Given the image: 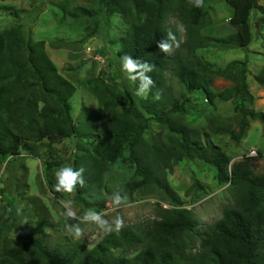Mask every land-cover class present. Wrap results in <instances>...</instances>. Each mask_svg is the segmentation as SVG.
<instances>
[{"label":"trees","instance_id":"1","mask_svg":"<svg viewBox=\"0 0 264 264\" xmlns=\"http://www.w3.org/2000/svg\"><path fill=\"white\" fill-rule=\"evenodd\" d=\"M225 1L233 11L225 31L229 34L203 38L200 29L206 23L205 0L200 8L188 0H95V9L83 15L94 22L104 13L125 19L128 26L119 38L116 56L121 60L127 54L154 65V70L145 75L155 83L146 98L136 103L109 84L103 72L89 77L81 86L98 100L99 110L92 113L90 122L80 125H75L71 117L75 87L59 74L45 42L27 39L19 25L0 32V163L18 161L30 143L47 141L55 145L76 139L74 170L84 169L76 183V197L82 202L89 189L101 191L106 187L105 173L110 167L119 168L126 177V191L134 194L163 187L161 171H171L186 159L213 167L218 181L227 184L234 196L221 219L199 238L200 251L195 256L183 252L188 244L186 236H195L190 210L180 208L179 201L173 199L174 208H161L152 230L142 236L124 228L106 236L91 250L83 245L49 248L39 239H29L5 251L0 264H264V175L254 173L250 157L231 164L213 140L218 134L230 133L238 144L246 136L249 122L255 120L264 131V113L253 109L254 97L248 90V63L233 61L223 70L208 72L196 53L208 41L221 50L246 49L252 41L251 12L259 9L264 15V7L257 0ZM175 14L186 24L185 53L176 49L170 58L158 44L172 46L166 21ZM56 46L65 45L58 42ZM168 69L188 92L201 91L209 106L213 107L215 100L233 102L237 131L230 130V124L221 125L223 120L216 118L201 130L183 122L190 99L179 104L166 95ZM208 73L226 75L233 85L215 92ZM135 82L139 88V77ZM156 93L159 100L154 99ZM152 121L166 133L163 138L151 136V142H146ZM52 166L48 163L46 170ZM99 212L96 209L95 213ZM71 221L75 223L76 219ZM3 229L5 225H0V231ZM135 247L140 249L132 259L113 256L114 249Z\"/></svg>","mask_w":264,"mask_h":264},{"label":"rangeland","instance_id":"2","mask_svg":"<svg viewBox=\"0 0 264 264\" xmlns=\"http://www.w3.org/2000/svg\"><path fill=\"white\" fill-rule=\"evenodd\" d=\"M257 1L259 6L264 7V0ZM95 6V0L0 1V32L19 25L27 39L44 41L59 74L74 85L75 93L70 103L75 125L87 124L92 113L99 110L98 100L81 86L91 76L103 72L106 81L122 95L130 96L136 103L143 99L134 94L138 86L127 78L121 68L122 61L116 56L120 49L119 38L128 26L127 21L104 13L94 22L83 15L93 11ZM204 12L206 23L200 29L201 37H225V34L217 36V32L226 31L233 14L232 8L225 0H205ZM249 22L252 41L246 49L221 50L208 41L206 47L196 53L208 72L223 70L233 61H246L248 90L254 97L253 109L264 113V15L261 10L254 9ZM166 27L180 41L179 48L172 44L167 55L173 58L176 49L185 53L186 24L175 14L168 17ZM58 42L65 46L57 47ZM73 44L76 46L71 48ZM208 76L215 92L233 85L226 75L221 77L208 73ZM164 90L179 104L189 97L188 114L182 117V121L191 127L205 129L211 118H216L223 120L221 125L230 124V130L237 131L233 102L215 100L214 106H209L201 91L188 92L171 69L165 71ZM84 109L87 111L82 113ZM165 133L163 127L152 121L145 141L151 142L150 137L156 135L163 138ZM213 140L231 159V164L248 158L251 151H256L257 155L250 159V163L255 174L264 175V131L258 120L249 122L246 136L238 144L232 140L230 133L218 134ZM202 141L206 143L204 139ZM76 142V139H70L55 145L47 141L30 143L29 149H23L18 161L0 163V225H5V229L0 231V259L9 248L29 239H39L49 248L61 245L69 249L74 245H83L91 250L115 232H105L92 222L80 223L76 220L73 223L71 218L65 217L66 209L61 201H71V209L78 217L88 210L96 212L99 209L97 214L107 221L104 227L112 225L120 216L124 220L123 229L130 228L142 236L152 230V222L159 219L161 208H174L171 205L173 199L179 201L180 208L190 210L195 223V236L194 239L186 236L188 244L183 252L186 256H195L200 251L199 238L221 219L224 210L233 203L232 192L227 184L218 181L215 169L196 159L183 160L171 171H161L159 180L163 187L154 186L134 194L126 191V177L118 167H110L106 171L105 182L108 184L101 191L91 188L84 194L85 202L77 199L76 185L71 194L56 192L53 188L56 171L67 166L75 169ZM48 163L53 166L47 171ZM117 194L121 197L126 194L128 202L115 205L113 200ZM77 223L84 230L80 240L68 231V225ZM139 249H114L113 256L129 260L136 256Z\"/></svg>","mask_w":264,"mask_h":264},{"label":"clouds","instance_id":"3","mask_svg":"<svg viewBox=\"0 0 264 264\" xmlns=\"http://www.w3.org/2000/svg\"><path fill=\"white\" fill-rule=\"evenodd\" d=\"M188 3L197 8L203 7V0H188ZM167 35L168 38L172 40L173 45L176 48H179L180 41H178L171 32H168ZM158 48L160 49V51L162 50L163 52L168 54H170L171 52L170 46L167 44L159 43ZM121 61L122 71L127 74V78L129 80L136 81L137 77H139L140 79V87L135 90L134 94L138 97L146 98L155 82L152 77L146 76L145 73L152 72L155 66L149 64L147 61L133 59L132 56H129L127 54L121 57ZM160 98V94L156 93L154 99L159 100ZM83 172L84 169L82 167L78 170H74L71 166L61 167L55 173L56 183L53 185L54 190L59 193H73L76 190L75 185L77 183V180ZM79 182L81 187H83L85 182L82 179ZM122 202L124 204L128 202L127 195L125 194L123 197H121L119 194H117L114 197L113 203L119 206ZM61 204L66 209V212L64 213L66 218L76 219L80 223L92 222L96 224L100 229L108 233H111L113 231L120 232L124 227V220L120 216H117L115 218L112 225L104 227L105 225H107V221H103L100 215H98L97 213L88 210L82 217H78L76 213L71 209V201H61ZM80 223H77L75 225H68V231L73 234L76 240H80L84 235V230L80 227Z\"/></svg>","mask_w":264,"mask_h":264},{"label":"built area","instance_id":"4","mask_svg":"<svg viewBox=\"0 0 264 264\" xmlns=\"http://www.w3.org/2000/svg\"><path fill=\"white\" fill-rule=\"evenodd\" d=\"M256 155H257V152L256 151H251L250 152V155H248V157L252 158V157H254Z\"/></svg>","mask_w":264,"mask_h":264},{"label":"crops","instance_id":"5","mask_svg":"<svg viewBox=\"0 0 264 264\" xmlns=\"http://www.w3.org/2000/svg\"><path fill=\"white\" fill-rule=\"evenodd\" d=\"M217 33H219V35H217V36H222L221 34H225L224 36H226L227 34H229V32H225V31H224V33L223 32L222 33L217 32Z\"/></svg>","mask_w":264,"mask_h":264}]
</instances>
